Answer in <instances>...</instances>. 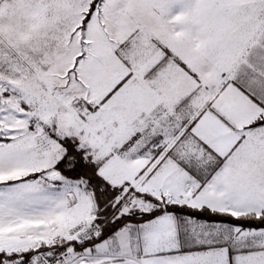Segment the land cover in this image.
Segmentation results:
<instances>
[{
	"label": "snow or ice",
	"instance_id": "1",
	"mask_svg": "<svg viewBox=\"0 0 264 264\" xmlns=\"http://www.w3.org/2000/svg\"><path fill=\"white\" fill-rule=\"evenodd\" d=\"M0 264H264V0H0Z\"/></svg>",
	"mask_w": 264,
	"mask_h": 264
}]
</instances>
